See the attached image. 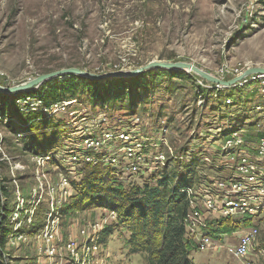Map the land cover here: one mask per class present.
I'll return each instance as SVG.
<instances>
[{
  "label": "rangeland",
  "instance_id": "374dc122",
  "mask_svg": "<svg viewBox=\"0 0 264 264\" xmlns=\"http://www.w3.org/2000/svg\"><path fill=\"white\" fill-rule=\"evenodd\" d=\"M153 62L189 63L222 81L264 68V0H0L1 87L64 69L104 74ZM137 78V89L124 84L131 101L129 97L110 105L89 102L92 85L78 78L83 89L74 98L80 104L75 118L49 115L36 96L19 100L26 93L0 94L7 97L5 101H15L25 118L42 115V122L32 126L11 118L15 125L22 124L14 133L0 111V183L7 189L2 197L3 227L11 230L3 245L4 264H146L144 254L129 253L126 229L111 224L105 209L70 210L76 194L64 196L62 182L77 185L87 166L71 167L66 162L80 139L74 136L79 127L141 134L156 145L144 147L137 175L122 167L110 168L126 190L155 186L162 174L169 176L171 171L182 176L195 162L186 234L195 244L200 218L205 217L214 236L208 247L191 249L194 264H241L231 249L254 225L251 264H264V207L259 205L254 222H243L245 229L229 219L218 226L213 210L206 208L208 202L219 206L243 182L242 175L250 173L238 172V167L243 160L254 161L251 142L258 141L257 130L264 129L263 79L254 81L249 75L223 88L192 72L148 71L124 80ZM39 92L40 87L27 93ZM119 92L123 86L113 90L115 96ZM241 130L246 150L235 156L239 148L224 150L222 142ZM46 144L56 149L48 152ZM38 157L48 160L39 166ZM256 175V181H262ZM227 223L236 227L227 230ZM111 227L115 228L99 250L84 251L89 235ZM189 229L197 234L189 236ZM73 242L74 251L69 249Z\"/></svg>",
  "mask_w": 264,
  "mask_h": 264
},
{
  "label": "trees",
  "instance_id": "16d2710c",
  "mask_svg": "<svg viewBox=\"0 0 264 264\" xmlns=\"http://www.w3.org/2000/svg\"><path fill=\"white\" fill-rule=\"evenodd\" d=\"M63 78L60 82L55 80L45 82L38 94L26 93L17 98L20 100L30 95L36 96L45 108H49L56 102L76 98L77 93L83 89V85L78 83V78L75 76ZM138 79L130 81L119 79L104 83H94L89 80L92 89H90L88 101L107 105L120 99L127 101L129 97L131 101L132 96L129 95L131 92L127 91L128 93L125 94L128 88L126 85L124 87V84L135 86L137 89ZM121 86H123V92L115 96L113 90L116 91ZM6 99L7 97L0 95V105L3 107L0 111L8 119L9 132L16 133L22 125L12 123L10 119L14 117L23 122H31V126L36 122H42L40 121L42 115L30 114L25 118L15 101L8 102L5 101ZM126 103V106L131 107L132 103ZM45 148H48V152L56 149V147H48V144ZM194 166L195 162L190 164V168L186 166L184 174L187 179L182 178L184 174L174 176L171 171L169 176L162 174L155 186L145 184L143 187L132 186L128 190L116 180L110 168L86 166L82 169L84 175L76 183L77 185H74L77 192L70 210L99 207L115 213L117 217L115 227L124 228L128 233L129 253L144 254L146 264H194L190 259V251L195 248V245L187 237L184 225L189 208L187 189L191 187L189 180L192 179L194 171L191 172V170ZM177 177L181 179H178L176 183ZM6 192V187L0 183V264H4L2 250L5 239L11 234L10 229L3 227L6 208H4L2 197ZM217 223L221 226L225 222L222 220ZM226 226L227 228L230 226L227 230L236 227L230 223ZM115 227L105 229L100 234L99 243L105 244Z\"/></svg>",
  "mask_w": 264,
  "mask_h": 264
},
{
  "label": "built area",
  "instance_id": "2783aa9c",
  "mask_svg": "<svg viewBox=\"0 0 264 264\" xmlns=\"http://www.w3.org/2000/svg\"><path fill=\"white\" fill-rule=\"evenodd\" d=\"M250 79L254 81L263 79L262 85H264V75H251ZM263 90L262 92H264ZM78 104L79 103L75 99H68L52 104L49 108L45 109V111L51 116L63 114L67 117L75 118L76 116L79 117V112L75 109L78 107ZM242 132V130L233 132L231 136L223 139V149L236 150L239 148V150H236L235 156H237V154L241 156L246 150L243 145L247 144V141L241 139ZM257 134H259L258 141L251 142L255 144L253 147L256 150V153L252 155L254 161L250 163L243 160V164L238 167V172H244L245 170L246 172L250 171V173L247 176H245V174L242 175L243 182L235 185L234 191H229L232 195H225L226 200L222 202L221 199L219 206L212 205L211 202H208V205H206L207 210H213V218L216 223L224 219H229L232 220L233 223L239 224L241 229H245L243 222H254L258 215L259 205L264 207V183L262 182L264 181V172H260L261 168L264 169V129L261 131L258 129ZM74 136L80 139L76 141L74 144L75 147H72L66 159L68 165L73 167L78 165L99 166L103 164L104 167L108 166L112 169L122 167L126 169L130 175H137L140 171L139 166L144 159V147L153 148V146H156L144 135H132L124 133V131L111 132L108 129L94 130L91 127H86V129L79 127L74 131ZM119 143L121 145L120 147H118ZM70 145L72 146L73 144L71 143ZM76 147L81 149V152H76ZM36 160L37 165L40 166L48 160V157H38ZM120 163H122V165H119ZM256 174H260L259 178L262 179V181H256ZM253 184H255L256 187L254 186L252 189L249 188V186ZM62 185L64 196H71L72 193L75 194L76 188L70 182L63 180ZM190 193L191 187L187 189V196H189ZM105 211L112 218L111 224L116 223V214L107 210ZM194 214L198 216L197 212ZM187 218H190V216L187 215L184 221H187ZM254 226L247 228L248 231L242 234L238 239L239 242L237 246L231 249V252L241 261V264L252 263V260H250V246L251 238L255 232ZM199 229L200 237L196 240L194 245L198 249L206 248L210 245V238L212 239L214 234L210 224L206 222L205 217L204 219L200 218ZM187 233H189V236L197 234L190 229L187 230ZM100 234V231H95L89 235L83 244L84 251L93 253L99 250L102 245V243H99ZM73 246L74 242L71 243V246L69 245V249L72 248L74 251Z\"/></svg>",
  "mask_w": 264,
  "mask_h": 264
},
{
  "label": "water",
  "instance_id": "95a60500",
  "mask_svg": "<svg viewBox=\"0 0 264 264\" xmlns=\"http://www.w3.org/2000/svg\"><path fill=\"white\" fill-rule=\"evenodd\" d=\"M148 71H179V72H192L199 78L209 83L215 84L217 86H221L223 88H229L235 85V83L241 81L245 77L249 75H264V68H252L247 70L239 77H236L230 81H222L210 74L200 70L189 63H163V62H153L144 67L134 70H119L108 72L104 74H94L87 71H82L76 68L64 69L57 72H53L47 75L39 76L35 79L28 80L25 83L20 85L5 88L0 86V94L3 95H15V94H23L30 91H33L39 87H41L45 82L60 79L63 77L75 76L80 79H86L90 81H105V80H116V79H128L131 77L139 76Z\"/></svg>",
  "mask_w": 264,
  "mask_h": 264
}]
</instances>
